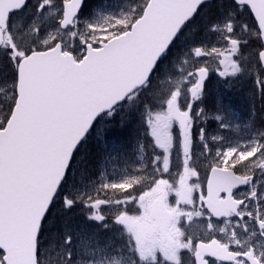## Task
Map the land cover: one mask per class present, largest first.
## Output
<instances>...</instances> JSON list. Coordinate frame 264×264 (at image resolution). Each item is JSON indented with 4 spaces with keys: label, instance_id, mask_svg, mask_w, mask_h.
I'll return each mask as SVG.
<instances>
[{
    "label": "snow or ice",
    "instance_id": "6c2138e0",
    "mask_svg": "<svg viewBox=\"0 0 264 264\" xmlns=\"http://www.w3.org/2000/svg\"><path fill=\"white\" fill-rule=\"evenodd\" d=\"M86 10L0 0V264H264V0Z\"/></svg>",
    "mask_w": 264,
    "mask_h": 264
},
{
    "label": "rangeland",
    "instance_id": "374dc122",
    "mask_svg": "<svg viewBox=\"0 0 264 264\" xmlns=\"http://www.w3.org/2000/svg\"><path fill=\"white\" fill-rule=\"evenodd\" d=\"M118 3V0H90L88 3V7L86 11H94L97 8L103 7L105 10H111L114 6ZM207 103L208 106L211 107L215 98L220 94L221 88L217 84L215 77L210 79L207 83ZM231 107L235 112L236 116L238 117L236 123L242 124L244 121L247 120L248 108H249V101L247 98V94L244 91H239L234 93L231 97ZM226 135L232 136L233 138L243 137L246 135V132L241 128L237 130L233 128L232 130L225 132ZM101 148H103V143H98ZM128 148L127 151L129 153L128 159L131 160L134 157L132 153H134L136 139H135V132L127 140Z\"/></svg>",
    "mask_w": 264,
    "mask_h": 264
},
{
    "label": "trees",
    "instance_id": "16d2710c",
    "mask_svg": "<svg viewBox=\"0 0 264 264\" xmlns=\"http://www.w3.org/2000/svg\"><path fill=\"white\" fill-rule=\"evenodd\" d=\"M89 1L90 0H88L87 1V5H88V3H89ZM88 7V6H87ZM102 148L100 147V145L98 144V142L97 141H92L91 143H90V145L89 146H87L86 147V149L84 150V153H85V155L88 157V159L89 160H91V153H93V152H96V151H99V150H101ZM135 149H136V144H135ZM135 149H134V151H135ZM89 167L92 169V170H95V162L93 161V162H91L90 164H89ZM108 170H109V172H111L112 171V167L111 166H109V168H108ZM117 171H120V169H118ZM73 227L74 228H77V230H80V229H87L88 228V222H86L84 219H83V217H77V218H74V220H73Z\"/></svg>",
    "mask_w": 264,
    "mask_h": 264
}]
</instances>
